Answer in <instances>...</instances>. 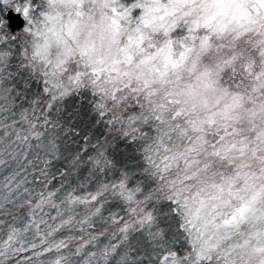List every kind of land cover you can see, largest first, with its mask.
<instances>
[{
	"label": "snow or ice",
	"instance_id": "obj_1",
	"mask_svg": "<svg viewBox=\"0 0 264 264\" xmlns=\"http://www.w3.org/2000/svg\"><path fill=\"white\" fill-rule=\"evenodd\" d=\"M0 264H264V0H0Z\"/></svg>",
	"mask_w": 264,
	"mask_h": 264
}]
</instances>
